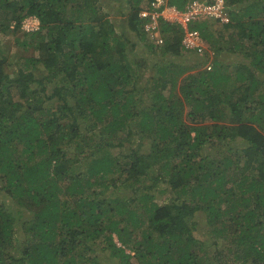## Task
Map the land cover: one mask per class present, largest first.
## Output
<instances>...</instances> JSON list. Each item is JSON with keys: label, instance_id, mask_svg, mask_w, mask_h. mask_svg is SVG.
<instances>
[{"label": "trees", "instance_id": "16d2710c", "mask_svg": "<svg viewBox=\"0 0 264 264\" xmlns=\"http://www.w3.org/2000/svg\"><path fill=\"white\" fill-rule=\"evenodd\" d=\"M113 1L0 0V264H264V0H224L232 32L210 49L233 69L215 56L189 75L128 56H182L176 23L158 18L163 46L145 29L155 0ZM208 26L188 30L215 43ZM131 136L148 152L124 163Z\"/></svg>", "mask_w": 264, "mask_h": 264}, {"label": "rangeland", "instance_id": "374dc122", "mask_svg": "<svg viewBox=\"0 0 264 264\" xmlns=\"http://www.w3.org/2000/svg\"><path fill=\"white\" fill-rule=\"evenodd\" d=\"M104 1L108 2V6L106 8V9H108V12L109 13L110 12L113 13L114 12V8L116 7V5H115L116 2H114L113 0H104ZM122 1H124V0H122ZM142 12H143V10L141 11V15H142ZM162 14L166 16L165 12H163ZM109 16H113V14L110 13ZM154 17H157V16L154 15ZM142 19H144V18H142ZM34 20H35L34 18H27L26 20H24L22 29L23 30H27L29 27H35L37 25V22H35ZM199 21L205 22V23H207L209 25L208 26V30H207V32L205 34H207V36H210L211 37V41L216 43L215 44V43H210V42H207V41H203L202 49L205 48V51L203 53L204 54V58H205V63L204 64L202 63L204 61L203 58L197 57V55H193V54H184V53H182L181 54L182 56H180V57H174V56H171L169 54L154 55L150 51H148L147 48H145V46H144V44L142 42L140 43L141 44L139 46L140 48L139 47L135 48V50H131V49L129 50V48H128L127 49L128 50V56L131 57V58H137V57H140V56H144L145 59H146L145 61L148 60L149 63L155 62V61H160V60L168 61V60L173 59L176 62L175 64H180V65H182V67L183 66L184 67L187 66L188 68H192L194 66L193 64H194V62L196 61V58H197L198 62L195 65L196 68L198 70H201V71L203 69L207 70L213 65V61H214L215 56H216V53H213L214 50H211L210 47H214L217 44H221L223 41L226 40V39H224L226 37L225 35H229L228 33L232 32V31L229 32L228 28H225L223 23L218 22V21H216L214 19H211V18H207L206 16L201 18ZM224 23H226V20H225ZM158 25H159V20L157 18L154 19V20L151 19L150 22L145 25V29L146 30H148L149 32L152 31V33H150L149 35H150V38L153 41L152 42L153 45H156V43H158L159 41L160 42L164 41V39L162 38V36L159 33V26ZM126 36L128 37V35H126ZM1 40H4V38H1ZM3 42H4V44H6V43L12 44V40L11 39L5 40ZM216 57L222 63H224L226 65L228 64V68L233 69L231 66L234 65V59L236 58V55H233V54L226 55L225 53H220ZM178 61H180V62H178ZM196 68H192L191 71L187 73V75L197 73V69ZM229 72H230V70H229ZM144 76L147 77V78H151L153 76V70H151V68L150 69H146L145 72H144L143 77ZM260 77H263V75H260ZM140 84L143 85L144 84L143 81ZM176 87H177V89L179 88L178 85ZM125 135H126L125 132H121L120 131L118 133V138H124ZM114 142L116 143L117 140H115ZM229 145H230V147L232 149H235V147H236V144H235L234 140L230 141ZM133 151H135L136 154H140V155L146 154L148 152L146 142L143 141L142 143H139L138 139H136L134 136H131L128 141H123L122 148L120 149L121 154H128V155L131 156V157H129V159L124 160L125 161L124 163L133 162L134 161V153H131ZM115 153H116V150H114L113 155H115ZM81 165L83 166V162L81 163ZM155 174L158 175L159 172L157 171ZM113 176L114 177H111V179H112V181H110L111 183H113L114 179L117 178L116 174L113 175ZM165 186H164V184L162 182H159L155 186V188H153L151 190V194L155 196V200L157 202H159L160 204L165 203L166 200L170 196L169 190L167 188H165ZM159 189H164L165 191L164 192H157ZM119 190L123 191L124 188H121V186H119ZM114 191H115V189H111V188H109V189L100 188L99 190H97V192L99 194H101V196L98 198V200H103L102 198H106V197H110V198L113 197L112 195H113ZM123 192L125 193V195H123L122 197H125L131 191H129V189L126 188ZM195 223H198V226H195L196 228L194 229V231H196L195 234H196V236L201 237L203 239L202 236H204V235H202V234L203 233L207 234V233L204 232V229L207 226L205 214L201 213V212L197 213ZM136 233H140V232H136ZM206 237L209 238L208 235H206ZM115 241H116V245L120 246V244L117 242L116 239H115ZM220 243L223 244L222 245L223 247L226 245V242H224V241H221ZM93 249H98V248L93 246ZM126 252H129V250L126 249ZM97 253L99 255V259H98L99 262L101 264H108V262H107L108 256L105 253L100 252L98 250H97Z\"/></svg>", "mask_w": 264, "mask_h": 264}, {"label": "built area", "instance_id": "2783aa9c", "mask_svg": "<svg viewBox=\"0 0 264 264\" xmlns=\"http://www.w3.org/2000/svg\"><path fill=\"white\" fill-rule=\"evenodd\" d=\"M170 21L176 23L178 26L183 27L187 32V25L193 21H198L203 17L219 20V22L226 24L229 19L226 16V11L224 8V0H194L190 2L184 10H178L176 8H171L169 10ZM158 17V13L152 12L150 18L152 20ZM142 16H147V13H142ZM163 17V16H162ZM164 18V17H163ZM226 20V23H224ZM153 29V28H152ZM189 35L186 40V48L192 49L197 46L194 40L198 39L196 32L188 31Z\"/></svg>", "mask_w": 264, "mask_h": 264}, {"label": "clouds", "instance_id": "9594fccd", "mask_svg": "<svg viewBox=\"0 0 264 264\" xmlns=\"http://www.w3.org/2000/svg\"><path fill=\"white\" fill-rule=\"evenodd\" d=\"M164 4H165V0H155V4H153V6H152V12H156V13H158L159 15H158V17H157V19L158 18H160V19H163L164 21H166V22H171L170 21V19H171V17H169V13H167V12H169V10L171 9V8H174V7H167V6H164ZM226 8V7H225ZM226 11V10H225ZM144 12H146V10H143V12L142 13H144ZM151 12V13H152ZM163 12H165V14H166V16L165 15H163L162 13ZM227 12V11H226ZM147 13V12H146ZM141 15V11H140V13H139V16ZM147 16H148V13H147ZM164 18H163V17ZM141 18H144L145 19V16H140ZM215 20V19H214ZM35 22H37V25H38V21L35 19L34 20ZM216 21H218L219 22V20H216ZM228 23H229V21H228ZM228 23H226V24H224V25H227ZM37 25L35 26V27H29L27 30H25V31H33L35 28H37ZM22 26H23V23H22ZM188 26H190V24H188L187 25V32L183 29V27H180L182 30H183V32L185 33V36H184V38H183V40H182V44L184 45V46H186V40H187V36L189 35V33H188V31H191V30H188ZM23 30V29H22ZM191 32H196V35L198 36V39H196V40H194L195 42H197L196 44H197V46L195 47V48H192V49H187L186 47H185V49H184V46L182 45V46H180V47H182L183 48V51H182V53H184V54H193V55H197V57H201V58H203L204 59V61L202 62L203 64L205 63V58H204V51H205V48L204 49H202V45H203V41H205L204 39H203V37L201 36V34H200V32L199 31H191ZM163 44H164V41H159L158 43H156V45L158 46H163ZM203 54V55H202ZM196 60H197V58H196ZM202 64V65H203ZM201 65V66H202ZM211 68H212V66L209 68V69H207L208 71H210L211 70ZM204 70V69H203ZM206 70V71H207Z\"/></svg>", "mask_w": 264, "mask_h": 264}]
</instances>
